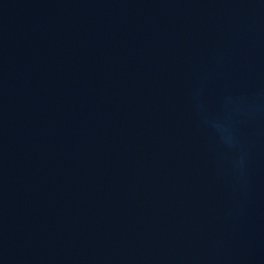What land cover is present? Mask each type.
Here are the masks:
<instances>
[{"label": "water", "instance_id": "95a60500", "mask_svg": "<svg viewBox=\"0 0 264 264\" xmlns=\"http://www.w3.org/2000/svg\"><path fill=\"white\" fill-rule=\"evenodd\" d=\"M0 264H264V0H0Z\"/></svg>", "mask_w": 264, "mask_h": 264}]
</instances>
